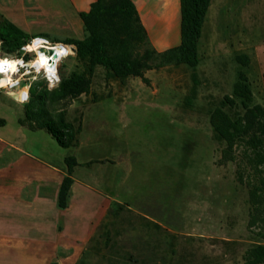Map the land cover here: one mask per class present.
Returning <instances> with one entry per match:
<instances>
[{
  "label": "rangeland",
  "instance_id": "374dc122",
  "mask_svg": "<svg viewBox=\"0 0 264 264\" xmlns=\"http://www.w3.org/2000/svg\"><path fill=\"white\" fill-rule=\"evenodd\" d=\"M46 38L76 48L59 80L49 85L27 56L28 100L0 95L100 177L111 204L76 264H245L264 246V164L250 135L231 146L217 132L247 106L264 108V0H215L196 66L164 59L149 39L130 43L133 58L156 52L147 82L92 66L75 39Z\"/></svg>",
  "mask_w": 264,
  "mask_h": 264
},
{
  "label": "crops",
  "instance_id": "0c3cea01",
  "mask_svg": "<svg viewBox=\"0 0 264 264\" xmlns=\"http://www.w3.org/2000/svg\"><path fill=\"white\" fill-rule=\"evenodd\" d=\"M96 1L0 0V16L30 37L59 34L63 39L83 40L81 14ZM131 1L157 51L181 44L180 0ZM9 4H16L18 12ZM177 26L180 39L175 40ZM19 119L18 111L0 95V264H76L85 240L100 231L111 202L103 197L95 170L78 161L67 206L62 208L59 193L68 174L69 149L53 133L31 130Z\"/></svg>",
  "mask_w": 264,
  "mask_h": 264
},
{
  "label": "trees",
  "instance_id": "16d2710c",
  "mask_svg": "<svg viewBox=\"0 0 264 264\" xmlns=\"http://www.w3.org/2000/svg\"><path fill=\"white\" fill-rule=\"evenodd\" d=\"M211 1L180 0L181 44L161 52L160 56L178 63L197 65V46ZM81 19L85 31L90 36L83 40H73L72 43L80 51L86 50L89 53L92 66L101 65L117 78L135 76L140 77L144 82L148 81L144 71L152 68L148 60L156 52L149 50L142 57L133 58L128 51L130 43L148 39L137 9L131 0H97L91 5L89 12L81 14ZM29 38V35L0 16V40L3 42L6 53L18 50ZM35 118L29 119V124H25L21 118L19 121L31 130H47L53 133L63 148L71 147L60 140L53 130L41 126L39 120ZM217 132L231 146L250 135L248 145L257 151L260 163L264 164V108L261 105L247 106L244 116L234 123L223 120L217 126ZM65 164L68 174L59 193V205L62 208L67 206L68 193L73 183L72 173L79 163L75 157L67 156ZM245 264H264V246L254 248Z\"/></svg>",
  "mask_w": 264,
  "mask_h": 264
},
{
  "label": "built area",
  "instance_id": "2783aa9c",
  "mask_svg": "<svg viewBox=\"0 0 264 264\" xmlns=\"http://www.w3.org/2000/svg\"><path fill=\"white\" fill-rule=\"evenodd\" d=\"M58 46H62V48H60L59 56H56V52L53 51H56ZM2 47L3 42L0 40V59H3V63L0 64V91H6L8 94H15L16 101L21 103L26 102L29 96L28 89L21 87L23 77L32 72L31 69H25L27 67V56L34 58L32 67L41 70L48 84L53 86L59 80V70L61 64L69 57L74 56L76 53V48L73 44L65 42H51L48 38L43 36L30 37L21 47L20 51L22 52V55L20 57L10 56ZM39 52L44 54V56H47L48 62H46L45 66H36V63L40 58ZM17 58H20L24 62V65L18 64L16 60ZM11 62L16 63L14 66L15 68L10 65ZM6 74H9L12 77V84L6 83L2 85L1 79ZM12 85L13 87H11ZM13 90L16 91L13 92Z\"/></svg>",
  "mask_w": 264,
  "mask_h": 264
},
{
  "label": "bare ground",
  "instance_id": "6f19581e",
  "mask_svg": "<svg viewBox=\"0 0 264 264\" xmlns=\"http://www.w3.org/2000/svg\"><path fill=\"white\" fill-rule=\"evenodd\" d=\"M60 48H62V46H58V48H57V50L56 51H53V52H56V56H59V52H60ZM39 55H40V58H39V60H38V62L36 63V66H45L46 65V62H48V60H47V56H44V54H42L41 52H39ZM57 59V58H56ZM17 60V63L18 64H22V65H24V62L20 59V58H17L16 59ZM3 61V59L1 60L0 59V64L1 63H3L2 62ZM15 64L16 63H14V62H11L10 63V65L11 66H15ZM15 68V67H14ZM49 70V69H48ZM6 83H10V84H12V77L9 75V74H6L2 79H1V84L2 85H4V84H6ZM11 87H13V85L11 86Z\"/></svg>",
  "mask_w": 264,
  "mask_h": 264
}]
</instances>
